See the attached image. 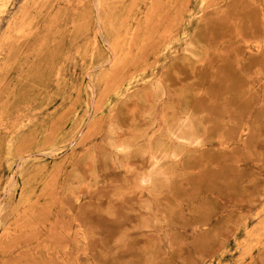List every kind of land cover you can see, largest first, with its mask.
Wrapping results in <instances>:
<instances>
[{"label": "rangeland", "instance_id": "1", "mask_svg": "<svg viewBox=\"0 0 264 264\" xmlns=\"http://www.w3.org/2000/svg\"><path fill=\"white\" fill-rule=\"evenodd\" d=\"M0 264H264V0H0Z\"/></svg>", "mask_w": 264, "mask_h": 264}]
</instances>
